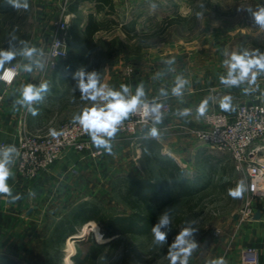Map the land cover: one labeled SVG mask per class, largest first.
<instances>
[{"label":"rangeland","instance_id":"374dc122","mask_svg":"<svg viewBox=\"0 0 264 264\" xmlns=\"http://www.w3.org/2000/svg\"><path fill=\"white\" fill-rule=\"evenodd\" d=\"M65 2L66 0H15L13 3L12 0H0V51L15 52L12 62L17 61L26 48H35L37 49L35 54L44 56L53 38L55 22L63 18L62 7ZM25 3L27 7H24ZM112 7L113 12L103 17L104 27L95 34L97 48L91 53H85L83 59L78 60L81 41L73 37V33L72 37L69 33L67 57L59 61L60 69L56 74L59 78L63 70V62L70 61L73 68L67 73L75 81H70L73 84L66 86L59 83L57 88L54 86L51 93L46 95L47 99L42 98L44 103L41 101L40 104L48 119L40 126L56 127L61 122L80 116L85 109H90L96 103L103 102L82 99L77 76L81 70L86 74L95 72L99 77V83L103 82L110 89L122 91V84L129 89V77L134 71L135 62L134 58H130V53H163L160 32L168 26L165 20L185 18L184 26L179 23L171 24L170 37L180 32L183 39L189 41L199 35L208 36L212 29L224 30L227 25L240 23L247 18L256 30H259L257 37L261 39L264 46V28L255 22L253 16L259 8L264 7V0H114ZM177 7H180V10ZM159 18L161 23L153 27L152 23L157 22ZM135 21L143 25L139 28L141 31L146 29L144 23L150 24L147 32H139V35L143 34V37H136L133 31L127 35L122 29L123 26L134 29ZM194 25L196 27L193 29ZM162 26H164L163 29ZM187 28H190L188 33ZM75 36H77L76 33ZM97 60L99 67L93 69L92 64ZM51 75L52 71L49 69L47 76L39 83L50 85ZM114 79L117 81L115 82ZM34 81L37 82V79ZM2 83L0 80V88ZM37 102L34 101L32 108H35L33 106ZM13 137L7 141L12 142L15 139ZM121 138L135 140L125 136ZM2 139L5 138L0 136V140ZM196 143L194 142L195 145H200L199 153L186 152L179 157L181 162L175 160L183 170V175L195 182L192 188L194 192L185 197H178L173 192L170 202L155 210L157 223L165 211L170 217L168 227L161 229L166 232V240L157 243L152 231L143 235L122 234L101 247L95 264H171L170 251H178L171 246L177 235L185 228L190 230V235L185 237V240L196 245L188 257V264H210L211 260L231 253L235 238L242 226V222H239L236 216L243 206L246 189L239 198L230 196L229 190L235 189L241 181L244 183V179L241 173L231 166L228 154L213 150L198 141ZM102 148L103 146L95 150L96 155L89 164L86 160L85 164L80 166L81 170L85 168V175L84 172L79 171L80 178H76V174H70V181L62 177L61 181H54L50 186L43 187V193L52 195V199H56V202L29 201V206L33 205L30 208L32 218H26L28 220L25 225L35 224L36 228L45 225L44 230H48L47 227L53 218L61 214L66 215L74 207V205L71 206L74 201H93L109 216L128 214L131 210L115 191L117 179L120 177L135 179L147 174L142 168H137L139 165L134 164L136 155L134 150L129 152L131 161L125 162L126 159L124 158L125 161L122 159L124 150L121 152L122 155L113 154L108 150L106 155L104 153L102 156ZM262 153L264 157V150ZM204 155L212 157L210 164L216 168L207 170L202 167ZM214 156L221 157L224 163L228 162L226 171L223 172L222 167L213 159ZM74 165L77 164L74 163ZM151 169L155 178L163 180L167 177L159 173L156 164H152ZM195 179H198V182ZM35 180H24L26 193L30 194L31 199H34L35 192L38 193L35 191L38 189ZM245 186L244 183V188ZM57 195H61L59 200ZM65 196L69 198L65 200ZM34 205L41 208L34 209ZM95 237V233L91 231L88 241L92 243ZM72 242L74 246L80 243ZM65 247L66 245H62L63 249ZM67 247L70 246L67 245ZM28 250L30 251L23 256L26 264H64L62 261L55 262L54 250L46 242L40 246L37 244L35 249L28 248ZM73 257L72 259L69 257L71 264H75ZM176 264H180V259L176 261Z\"/></svg>","mask_w":264,"mask_h":264},{"label":"crops","instance_id":"0c3cea01","mask_svg":"<svg viewBox=\"0 0 264 264\" xmlns=\"http://www.w3.org/2000/svg\"><path fill=\"white\" fill-rule=\"evenodd\" d=\"M177 9L180 10V7H177ZM68 10L71 14L69 18V33L71 37L73 33V37L81 41V49L78 52L80 53L78 60H80L82 58L81 53L86 52V26L89 17L92 16L97 22L102 23L103 17L107 13L113 12V7L108 8L98 0H69ZM160 20V18L157 19V22L152 23V26L159 25L161 23ZM183 23L179 22L182 25ZM144 26L146 29L144 28L141 31L139 28H142L143 25L135 21L134 30L136 37H143V34L139 35V32H147L149 30L150 24L148 22L144 23ZM194 27L196 25L193 26V29ZM170 29L171 24L161 30V34L159 33L162 37L161 52L163 53H130V58L135 60L134 71L129 77V91L124 93V95L128 97L134 96L137 88L142 86L144 91V96L141 98L142 101L157 97L164 98L169 102L171 107L170 115L160 123L168 127L165 130H157L158 134L155 137L151 135L152 129L147 128L145 130L151 136L149 138L154 139L157 143L156 151L158 153L169 156L174 161L178 160V162H181L179 157L183 153L193 151L195 154L199 153L200 150V145H195L198 140L186 133L184 128L202 127L204 125L203 115L206 111L214 108L232 114L236 105L240 102H249L254 99L264 103V73L257 75L255 83L243 82L238 86H229L221 83V77H227L229 70L225 61H229L233 53L238 55H242L245 52L249 54L254 52L264 54V46L261 39L257 37L259 30H256V27L247 18L240 23L227 25L221 31L212 29L213 31L211 30L208 36L199 35L191 40L189 39V41L184 40L180 32L170 37ZM189 29H186L187 33L190 31ZM75 33L77 36H75ZM13 63L19 64V72L16 79L9 85L2 83L0 88V93H3V99L0 103V136L5 138L0 141L9 140L12 136L15 138L13 140L16 141L17 127L21 122H24L29 130H34L44 124L48 116L43 111L40 102L44 103L43 99L48 98L46 95L51 93L50 91L54 89V86L57 88L56 86L59 85L57 72H55L57 68H52L53 70L47 68L45 55L34 53L29 58L21 54L17 61L6 62L3 67ZM70 64L72 63L70 62ZM29 65L31 66V71L26 70V66ZM49 69L52 71L50 76L51 84H48L47 90L41 93L43 99L35 103L33 106L35 108H32L34 101L30 105L23 103V89L28 85L39 88L41 85L39 82L47 76ZM178 78L186 82L180 96L174 95L172 91L177 85ZM34 79H37V82ZM114 81L116 82L117 80L114 79ZM101 85H104V83L102 82ZM244 89H248V91L245 92ZM205 100L207 101L204 105L205 111L201 115L198 110ZM225 103L228 104L227 110L222 108V104ZM183 109H190L189 114L186 116L181 115L180 112ZM33 110L37 113L36 115H33ZM140 140L131 141L130 139L124 140L122 138L111 140L109 142L110 148L103 146L102 156L104 153L106 155L108 150L117 155H120L124 150L125 153L121 154L122 159L125 158L126 161L125 159L124 161L128 162L131 161L130 158L132 159L129 152L134 150L136 152L134 164L139 165L137 168H142L147 174V169L141 163L142 148ZM186 145H188V148H186ZM98 148L95 147V150ZM102 156L101 159L103 158ZM93 158L88 153L69 152L64 159L55 162L48 172L35 178V185L38 188L35 191L38 193L35 192L34 199H31L30 194L26 193V181L21 179L13 169H10L11 175L6 183L11 190V195L0 193V254L6 255L18 263L26 264L23 256L27 251H30L28 248L35 249L37 244L40 246V244L43 245L46 242L54 251L57 249V243L51 236L52 228L58 220L67 214H61L53 218L49 227H47L48 230H44L46 228L45 225L36 228L35 224L32 225L30 223V225L28 224L29 227H27L28 225L25 224H27L26 220L28 219L26 218H32L30 208L33 206H29V201H34V203L36 201L56 202V199H52V195L43 193V187L50 186L54 181H61L62 177L70 181V174H76V178H80L79 171L81 173L84 172V175L86 174L85 168L83 167V170H81L80 166L85 164L86 160L89 164ZM175 162L177 163V161ZM74 163L77 165H74ZM177 164L179 165V163ZM230 164L233 167L232 163ZM71 168H74L75 171L73 172ZM147 176L148 174L142 177ZM61 195H57L58 200ZM67 198L69 197L65 196V200ZM77 202L81 203L83 201H74L71 206L79 204ZM36 208L41 207L34 205V209ZM257 210L260 211V217L243 222L238 236L235 238L231 253L221 256L227 264L239 263L242 250L247 247L254 248L257 252L259 263L264 264V200L256 201L255 212ZM34 212L37 211L34 210ZM82 228L83 226H77L74 232L66 237L65 242L62 244L66 245L64 249L62 245L59 246L63 252L60 260L62 263L64 257L67 256L65 253L69 239L82 244L81 246L79 243L76 245L77 247L83 249L88 247V243H86L87 247L83 245L88 238V232L82 239L73 238V235ZM34 245L36 246L34 247ZM85 254L86 252L83 255Z\"/></svg>","mask_w":264,"mask_h":264},{"label":"built area","instance_id":"2783aa9c","mask_svg":"<svg viewBox=\"0 0 264 264\" xmlns=\"http://www.w3.org/2000/svg\"><path fill=\"white\" fill-rule=\"evenodd\" d=\"M68 3L69 0H66L62 7L63 18L55 22L53 38L45 53L46 66L50 69L55 68L59 61L67 57L68 20L71 15ZM6 70L10 71L12 76L5 77ZM18 72V63L5 65L0 70V80L9 85L16 79ZM244 83L249 82L246 80ZM2 99L3 93H0V103ZM103 104L104 102H98L95 105ZM157 104L161 106L159 123H162L170 115L169 102L164 98H149L118 126L119 130L115 136L103 138L108 140V143L123 136L142 139L151 137L145 130L147 128L165 130L168 126L156 123L155 114L150 113V109ZM145 105L149 112L147 115ZM203 122L202 127H185V132L209 148L228 154L234 169L241 173L246 185L243 206L237 212L236 218L242 223L250 221L255 213L254 204L257 200H264V157L261 155L264 150V103L254 99L240 102L232 114L213 108L204 113ZM16 136V141H0V152L9 146H15L17 151L12 153L8 167L24 180L35 179L39 174L48 171L69 152L88 153L95 157V147H100L74 118L56 127L39 126L34 130L27 129L25 123L21 122L17 127ZM71 170L75 171L74 168ZM229 264L260 263L256 250L247 247L242 250L239 263Z\"/></svg>","mask_w":264,"mask_h":264},{"label":"trees","instance_id":"16d2710c","mask_svg":"<svg viewBox=\"0 0 264 264\" xmlns=\"http://www.w3.org/2000/svg\"><path fill=\"white\" fill-rule=\"evenodd\" d=\"M98 1L105 4L108 8H112V0ZM164 22L166 25L179 22L185 23L186 19L177 17L172 20H165ZM103 27L104 25L101 22H97L92 16L89 17L86 26V52L81 53L82 58L85 57V53H91L97 48V41L94 39V35ZM161 28L163 29L164 26ZM122 29L127 35L132 31L133 35H136L134 29L131 30L126 26H123ZM63 66L58 82L63 86L73 84L70 81H75V79H71L67 73L69 69L73 68V65L69 61H65L63 62ZM98 67V60L94 61L92 68ZM56 68L55 72L60 68L59 63ZM140 143L142 148L141 163L147 169L148 176L136 179L120 177L117 179L118 182L115 188L120 199L131 211L125 215L109 216L93 201H83L72 207L67 215L58 220L52 228L51 236L57 243V249L54 251L56 263L61 260L63 253L59 246L65 242L69 234L74 232L77 226H83V228L73 235V238L82 239L87 235V232L90 234L93 231L96 236L95 240L90 243L88 235V238L84 242L85 244L83 243L85 247H88L83 249L74 246L71 239H69L67 245L70 247H67L65 255L71 259L74 256L75 264H95L101 247L112 242L117 236L122 234L143 235L149 233L153 224L157 221L155 210L167 205L174 195L173 192L178 197L189 196L194 192L192 188L195 182L183 175V170L171 157L162 155L156 151L158 145L154 139L145 137L140 140ZM213 159L222 167L223 172L224 170L226 171L228 162H222L223 159L218 156H214ZM211 160L212 157L204 155L201 162L202 167L207 170L216 168L210 164ZM151 164H156L159 173L167 177L163 180L155 178L150 167ZM195 180L198 182V179ZM171 185L175 188L173 189ZM86 243H88L87 246ZM84 252H86L85 255H83ZM0 264L22 263H18L6 255L0 254Z\"/></svg>","mask_w":264,"mask_h":264},{"label":"clouds","instance_id":"9594fccd","mask_svg":"<svg viewBox=\"0 0 264 264\" xmlns=\"http://www.w3.org/2000/svg\"><path fill=\"white\" fill-rule=\"evenodd\" d=\"M15 3V0H12ZM19 6V5H17ZM24 7H27L25 3ZM255 22L264 28V7L253 13ZM37 51L35 48H26L23 55L26 57H32ZM15 52L13 51H0V69H3V65L6 62H10L14 59ZM228 66L227 77H221V83L229 86H238L248 80L249 83H255L256 77L260 73H264V54L245 52L242 55L233 53L229 61H225ZM27 71H31V66H26ZM12 76L10 71H5V77ZM79 77V89L82 93V99H90L92 101H103V106L94 105L90 109H85L80 116L74 117V120H78L83 126L85 132L91 135L93 142L97 146H104L110 148L108 140L103 137L111 138L118 132V126L128 118L130 113L136 111L137 107L143 103L142 97L144 91L142 86L137 88L134 96H125L128 87L121 85L122 91H115L108 88L107 85H101L99 83V77L95 72L85 73L83 70L77 73ZM250 77V79H249ZM14 78V77H13ZM10 82V80L8 81ZM185 81L178 78L177 85L173 88V94L180 96L181 90ZM47 90V84L40 85L39 88L33 85H28L23 89V103L31 104L33 101H40L42 99L41 93ZM245 92L248 89H244ZM207 103L205 100L202 102L199 113L203 115L205 111L204 105ZM160 105L157 104L150 109V113L155 114L156 123L160 122ZM146 108V115L149 114ZM222 108L227 110L228 104H222ZM190 109H183L180 114L188 115ZM37 113L33 110V115ZM157 130L152 128L151 135L156 136ZM15 146H9L0 152V193L11 195V190L8 187L6 181L11 175L8 165L11 163V155L16 152ZM245 188L243 181L239 182L235 189L229 190V195L233 198H239L243 195ZM15 199V198H14ZM170 224V217L165 211L160 217L159 222L153 224L151 229L152 234L157 243L164 242L166 240V232L162 231V228H167ZM190 235V230L183 229L176 237L175 242L172 244V248L178 249L176 252L170 251L169 258L171 264H176V261L180 259V264H188V257L191 255L192 250L196 247L195 244L188 243L185 237ZM182 257V259H181ZM210 264H227L223 257H219L210 261Z\"/></svg>","mask_w":264,"mask_h":264},{"label":"bare ground","instance_id":"6f19581e","mask_svg":"<svg viewBox=\"0 0 264 264\" xmlns=\"http://www.w3.org/2000/svg\"><path fill=\"white\" fill-rule=\"evenodd\" d=\"M63 263L64 264H71V260L69 259L68 256H65L64 259H63Z\"/></svg>","mask_w":264,"mask_h":264},{"label":"water","instance_id":"95a60500","mask_svg":"<svg viewBox=\"0 0 264 264\" xmlns=\"http://www.w3.org/2000/svg\"><path fill=\"white\" fill-rule=\"evenodd\" d=\"M259 217H260V211L257 210V211L254 213L253 219H258Z\"/></svg>","mask_w":264,"mask_h":264}]
</instances>
